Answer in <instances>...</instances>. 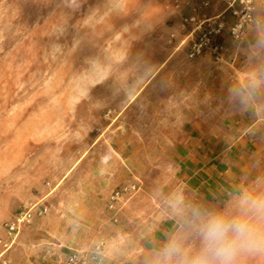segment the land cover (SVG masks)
<instances>
[{"label": "rangeland", "instance_id": "obj_1", "mask_svg": "<svg viewBox=\"0 0 264 264\" xmlns=\"http://www.w3.org/2000/svg\"><path fill=\"white\" fill-rule=\"evenodd\" d=\"M153 30L154 0H0V237L12 213L41 198L30 184L16 186L14 175H38L43 184L56 175H104L84 206V233L56 227L61 264L71 253L87 264H145L175 230L168 214L174 197L223 209L242 192L218 186L216 193L189 180L209 162L223 165L218 175L232 163L234 175H248L245 189L264 191V183L257 186L264 181V6L218 63L235 55L237 66L205 78L206 99L193 102L180 98L193 91V69L163 68L154 76L160 57L154 35H144ZM173 53L187 63H215L208 55L187 58L182 46ZM253 75L260 81L254 90ZM168 92L174 101L167 102ZM194 103L216 104L218 113L195 115ZM169 104L179 113L161 114ZM236 138L253 145L223 146Z\"/></svg>", "mask_w": 264, "mask_h": 264}, {"label": "crops", "instance_id": "obj_2", "mask_svg": "<svg viewBox=\"0 0 264 264\" xmlns=\"http://www.w3.org/2000/svg\"><path fill=\"white\" fill-rule=\"evenodd\" d=\"M170 0H154V30L146 31L150 35H154V76L157 75L161 69L166 68H191L194 70L195 77H192V84H194L193 91L183 92L180 96L181 99L186 101H194L206 99V88L205 78L208 76L220 74L223 69H232L237 66V60H233V56L230 55V60L225 64L213 63L212 61L205 60V58L194 60L191 63L180 61L179 56H173V52L177 50L176 37L178 22L177 18L170 10ZM172 35L174 40H171ZM262 34L258 33L257 36ZM250 50H253L255 46H250ZM179 73V72H178ZM145 83V81L143 82ZM170 94V95H169ZM180 94V93H178ZM176 94L171 92L167 94V102L175 100ZM187 105V104H186ZM175 105L169 104L161 114L176 115L179 112L176 111ZM185 110L188 109L185 104L183 107ZM195 115H208L212 113H218L216 104L211 107L203 108L202 104H193L192 108ZM256 129V123L250 125L246 131ZM223 143V141H221ZM251 142V141H250ZM213 143V142H212ZM253 143H248L244 139L236 138L235 140L228 141L227 144L223 145L227 148L249 146ZM204 146L205 144H201ZM217 158H215L216 160ZM219 161L209 162L208 164L202 165L199 169L201 175H189V180L196 186L202 185L204 182L211 184V190L219 191L218 186L224 191L232 192L235 188H245L244 182L248 178V175H234L232 171V163L225 171L226 175H218V172H222L223 165H217ZM214 171V172H213ZM216 173L217 175H214ZM222 174V173H221ZM22 176V177H21ZM103 177L104 175H100ZM98 175H56L52 183H41L38 175H14L13 181L16 186H24V184H30L28 190L32 188L37 189L40 192V197L48 198V211L47 214L42 218L35 219L29 227H27L23 233L18 235L17 243L15 247L8 254V261L10 264H61L62 254L58 248L57 242L53 239L58 233L56 227H63L67 229L71 234L80 233L81 230H86L85 217L90 213L84 206L92 201L95 195V179H99ZM22 178H24L22 180ZM104 178V177H103ZM25 182V183H24ZM26 189L27 187H23ZM196 188L194 191L201 195L200 190ZM27 190V189H26ZM246 190V189H245ZM240 191V189L238 190ZM67 197V198H66ZM39 198L38 196L35 200ZM233 198V195H230ZM50 203V204H49ZM48 225V226H47ZM49 227V228H47ZM53 227V228H52ZM81 229V230H80ZM81 231V233H84ZM37 236L39 240H34L33 243H28V236ZM43 238V239H42ZM42 239V240H41ZM46 243L47 245H45ZM41 244V245H40ZM43 244V245H42ZM42 250V253H36L37 248ZM50 252V253H49ZM52 252V253H51ZM55 253V256L54 254ZM57 254V257H56Z\"/></svg>", "mask_w": 264, "mask_h": 264}, {"label": "clouds", "instance_id": "obj_3", "mask_svg": "<svg viewBox=\"0 0 264 264\" xmlns=\"http://www.w3.org/2000/svg\"><path fill=\"white\" fill-rule=\"evenodd\" d=\"M259 83L253 75L251 89ZM168 214L175 230L151 250L145 264H244L264 258V191L258 187L242 191L223 209L176 196Z\"/></svg>", "mask_w": 264, "mask_h": 264}, {"label": "built area", "instance_id": "obj_4", "mask_svg": "<svg viewBox=\"0 0 264 264\" xmlns=\"http://www.w3.org/2000/svg\"><path fill=\"white\" fill-rule=\"evenodd\" d=\"M215 3L219 8L213 12L212 0H170V10L179 19L182 35L177 47L182 46L189 59L208 55L215 63L225 61L228 44L243 40L248 27L256 21L257 7L264 6V0H215ZM120 194L116 191L112 200H119ZM47 211L48 205L41 197L24 205L4 221V235L0 237V264H10L6 254L18 235L35 219L44 217ZM66 264L87 263L82 255L71 253Z\"/></svg>", "mask_w": 264, "mask_h": 264}]
</instances>
